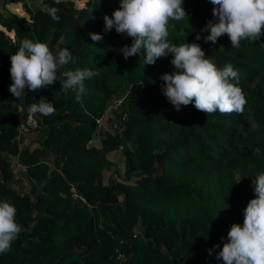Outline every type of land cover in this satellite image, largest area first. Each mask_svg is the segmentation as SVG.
<instances>
[{
  "label": "trees",
  "instance_id": "16d2710c",
  "mask_svg": "<svg viewBox=\"0 0 264 264\" xmlns=\"http://www.w3.org/2000/svg\"><path fill=\"white\" fill-rule=\"evenodd\" d=\"M73 1L44 0L34 11L28 1L27 17L0 14V202L16 208L22 226L0 264H217L231 225H243L255 198L253 181L264 171V29L239 48L227 34L205 42L209 32L202 29L216 22L213 5L183 0L188 18L170 21L169 42L199 44L218 68L232 64L247 104L232 114L206 115L194 104L176 111L160 78L176 71L172 54L145 66L143 50L125 59L121 49L132 38L105 31L104 23L120 0H86L80 8ZM90 33L102 39L93 41ZM24 39L46 43L54 55L68 48L73 58L51 86L26 89L15 99L10 56ZM76 69L99 72L85 80L79 100L75 88L60 84L64 71ZM117 99L108 132L96 120ZM41 100L55 114H36L27 137L36 146L19 147L18 126ZM95 133L99 146L87 145ZM119 147L123 180L102 184V170L112 165L106 154ZM14 157L24 171L11 169ZM22 182L27 191L17 185Z\"/></svg>",
  "mask_w": 264,
  "mask_h": 264
},
{
  "label": "clouds",
  "instance_id": "9594fccd",
  "mask_svg": "<svg viewBox=\"0 0 264 264\" xmlns=\"http://www.w3.org/2000/svg\"><path fill=\"white\" fill-rule=\"evenodd\" d=\"M213 5L212 16L202 31L209 34L205 42L215 44L227 34L231 47L239 48L242 40L256 41L264 29V0H210ZM183 0H120V7L112 18L104 16L105 31L113 28L118 34L132 38L130 46L121 49L125 59L139 56L143 50V63L155 62L172 54L171 64L176 71L165 73L160 78L162 94L174 106L194 104V107L206 115L242 113L247 104L243 90L238 86L239 72L232 64L218 68L197 43H170V21L188 18L182 6ZM51 9L52 19L58 21ZM93 41L102 39L101 35L90 33ZM185 37L186 33H182ZM201 37L197 34L196 39ZM220 48H223L222 46ZM72 52L68 48L58 50L54 55L46 43L24 39L17 52L10 56V76L12 83L9 92L15 99L51 86L58 80L59 69L72 61ZM98 69V68H97ZM91 69L64 71L66 78L61 88H75L77 100L85 93V80L98 75ZM32 116L55 114L54 106L45 100L32 104L29 108ZM255 198L244 209L243 225L232 224L227 233V242L217 253V259L223 264H264V171L253 181ZM22 226L16 220V208L8 202H0V254L11 249L18 239ZM215 247V246H214ZM211 254V250H209Z\"/></svg>",
  "mask_w": 264,
  "mask_h": 264
},
{
  "label": "rangeland",
  "instance_id": "374dc122",
  "mask_svg": "<svg viewBox=\"0 0 264 264\" xmlns=\"http://www.w3.org/2000/svg\"><path fill=\"white\" fill-rule=\"evenodd\" d=\"M86 0H74L73 5L75 8H80L83 6L84 2ZM44 0H29L28 6L30 10L34 11L36 9H39L43 6ZM4 8L7 12L10 14L17 16V17H27V13L24 11V1L23 0H9L7 3H5ZM117 112V111H116ZM115 115L113 111H111L110 108L107 107L104 114L100 119L96 120L97 126L101 127L103 130L111 132L112 131V124L114 123ZM33 131V130H32ZM31 132H27L24 134L25 137H23L22 143L19 145L22 146L23 143H26L29 145L30 148L36 146V143L33 139H27V137L32 135ZM21 136V135H20ZM99 138L100 135L94 134L90 140L88 141L87 145H93V146H99ZM126 146L129 147L130 143H126ZM106 158L111 161L112 165L108 169L102 170V184H105L108 178H111L113 181L120 182L123 180V156L121 154V147L110 151L106 154ZM11 169L14 172L18 171H24V168L20 161L17 159V157L12 158L11 160ZM21 187L22 191H27V185L25 182L17 184ZM120 199V198H118Z\"/></svg>",
  "mask_w": 264,
  "mask_h": 264
},
{
  "label": "built area",
  "instance_id": "2783aa9c",
  "mask_svg": "<svg viewBox=\"0 0 264 264\" xmlns=\"http://www.w3.org/2000/svg\"><path fill=\"white\" fill-rule=\"evenodd\" d=\"M24 2H28L29 0H23ZM121 102V99H117L114 102H112L108 108L110 109H114L116 108L119 103ZM36 120L34 118V116H32L29 111L28 113L25 115L24 119L21 121V123L18 126V133L19 135H21L22 137H25L24 134H26L28 131L31 132L32 130H34L36 128ZM73 197H75V193L72 194Z\"/></svg>",
  "mask_w": 264,
  "mask_h": 264
},
{
  "label": "water",
  "instance_id": "95a60500",
  "mask_svg": "<svg viewBox=\"0 0 264 264\" xmlns=\"http://www.w3.org/2000/svg\"><path fill=\"white\" fill-rule=\"evenodd\" d=\"M0 14L3 16L8 14V12L3 8V0H0ZM217 264H223L222 259H219Z\"/></svg>",
  "mask_w": 264,
  "mask_h": 264
},
{
  "label": "crops",
  "instance_id": "0c3cea01",
  "mask_svg": "<svg viewBox=\"0 0 264 264\" xmlns=\"http://www.w3.org/2000/svg\"><path fill=\"white\" fill-rule=\"evenodd\" d=\"M5 9V8H4ZM6 10V9H5Z\"/></svg>",
  "mask_w": 264,
  "mask_h": 264
}]
</instances>
